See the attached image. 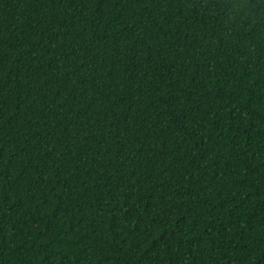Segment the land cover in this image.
<instances>
[{
  "label": "trees",
  "instance_id": "16d2710c",
  "mask_svg": "<svg viewBox=\"0 0 264 264\" xmlns=\"http://www.w3.org/2000/svg\"><path fill=\"white\" fill-rule=\"evenodd\" d=\"M0 264H264V0H0Z\"/></svg>",
  "mask_w": 264,
  "mask_h": 264
}]
</instances>
